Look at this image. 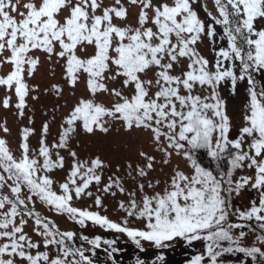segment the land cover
<instances>
[{
  "label": "snow or ice",
  "instance_id": "6c2138e0",
  "mask_svg": "<svg viewBox=\"0 0 264 264\" xmlns=\"http://www.w3.org/2000/svg\"><path fill=\"white\" fill-rule=\"evenodd\" d=\"M213 4L215 14L200 0H113L112 4L29 0L20 11L13 0H0V64L12 65L0 77V86L14 87L18 114L24 115L30 91L23 80L24 66L32 75L39 63L38 57L29 55L32 50L47 54L49 61L63 60L68 85L75 88L83 79L92 97L81 98L71 108L58 142L51 146L47 123L38 150L28 142L32 130L21 131L19 158L0 138V189L9 190L0 192V264H98L101 253L106 264H117L121 235L141 254L148 251L145 244L160 250L155 253L159 264H165L163 250L178 242L188 246L203 242L201 252L188 264H264V88L257 89L252 78L254 70L264 69V0H213ZM130 7L138 10L134 24L124 23ZM199 8L206 18L200 17ZM217 26L226 46L217 40ZM205 41L209 47L219 45L211 47L214 61L201 52ZM88 48L92 54L84 58L77 54ZM5 51L10 55L3 56ZM238 82L245 83L249 103L245 125L233 137L218 89L226 83L236 88ZM52 88L62 93L59 85ZM99 94H105L110 105L96 102ZM9 100L3 99L5 108L11 106ZM78 127L90 135L97 130L149 134L153 151L141 149L142 163L128 165L132 190L115 175L103 181L105 164L100 157L82 161L71 150ZM0 131L7 135L10 130L5 124ZM201 149L215 161L227 158V171L215 174L203 166L197 159ZM60 150H67L73 159L56 191L52 173L65 167ZM173 156L188 161L190 170L171 168L163 188L157 190L161 181L150 173L171 165ZM244 167L254 169V176L234 181L233 170ZM93 184L95 195L90 190ZM248 185L257 190L258 201L247 209L234 207L232 196ZM117 192L125 194L117 205L123 214L118 221L73 206L74 200L87 196L102 209V197H115ZM37 200L81 228L91 224L111 232L113 238L61 231L35 210ZM25 217L33 221L39 242L24 231ZM253 220L259 232L245 230L251 225L244 222ZM249 235L254 243H249ZM135 264L147 260L137 256Z\"/></svg>",
  "mask_w": 264,
  "mask_h": 264
},
{
  "label": "rangeland",
  "instance_id": "374dc122",
  "mask_svg": "<svg viewBox=\"0 0 264 264\" xmlns=\"http://www.w3.org/2000/svg\"><path fill=\"white\" fill-rule=\"evenodd\" d=\"M29 2V0H13V3H18L20 11H24L23 4ZM126 3V0H124ZM105 4H112L113 0H104ZM200 4L208 8L215 14V8L213 0H200ZM138 10L130 7V14L127 21L124 23L134 24L135 20L133 14ZM199 15L201 18H206V13L203 8H199ZM17 20L20 19L19 15L12 13ZM121 23L120 21H116ZM217 40L220 44L226 46V40L220 32L219 26H217ZM219 45H212L211 47H217ZM208 46V42L200 45V49L203 55H205L210 61H214V55ZM58 50V49H57ZM92 48H88L86 51L77 50V54L82 58L89 54H92ZM10 53L5 51L3 56H8ZM29 55L32 57L39 58V63L33 71L32 75L28 74V66H24L23 80L28 85L30 91L25 97L26 106L23 109V116L18 114L19 110L16 108L18 98L15 95L14 87L9 89L6 86H0V125H5L10 130L6 135L3 131H0V138H4L7 142V146L10 151L19 158L18 145L21 142V131L24 128L31 129L32 132L29 136L28 142L30 147L34 150H38L39 141L42 136V128L45 123L49 125V130L46 136L47 143L51 146L53 143L58 142L60 126L64 123V117L71 110V108L81 99H91V94L87 91L83 79L79 82L75 88L71 87L67 83V79L64 72V61H57L56 57H53L51 61L47 58V54L39 51L32 50ZM2 59V57H0ZM12 69V65L8 63L0 64V77L6 76ZM186 70V65H185ZM179 73V68L177 69ZM52 85H59L62 89L61 94H57L52 88ZM220 97L225 102L226 114L230 119L232 128V136H236L239 129L245 125L244 116L246 113V105L249 103V97L247 95L246 87L244 82H238L236 88H232L230 84H223L218 89ZM209 94L208 92L204 93ZM9 97L10 107L5 108L3 106V99ZM96 102L110 105V100L105 94H99L95 97ZM55 117V118H53ZM149 134L147 133H136L127 134L122 131H110L105 134L100 131H96L94 135L87 134L83 131L82 127H78L77 133L73 134L71 141V150L78 154V157L82 161L90 160L91 158L100 157L105 168L102 173V179L107 182L108 177L117 176L120 177L124 183V187L127 190H132L134 184L132 183L131 177L127 174L129 172L128 165H135L142 163L139 157V151L142 149L145 152L151 153L153 149L148 144ZM246 149V146H245ZM247 150V149H246ZM56 151L55 149L53 150ZM203 156H208L206 151ZM60 154L65 158L64 169H57L52 173L56 180V186L54 190L59 191V183H62L65 179L67 170L71 167L72 157L68 154L67 150H60ZM198 156V155H197ZM198 159V158H197ZM212 159V158H211ZM212 168L215 174H219L221 171H227L229 164L228 159L223 158L221 161L213 160ZM200 162V161H199ZM201 163V162H200ZM202 164V163H201ZM205 166L204 164H202ZM179 166L185 171L190 170V163L181 156H173L172 164L161 170L157 167L155 172L150 173L151 177L159 179L161 181L160 186L157 190H161L164 186V180L171 170V168ZM254 169L247 167L233 170L232 179L238 180L241 176H254ZM155 181H153L154 183ZM96 185L93 184L91 189L95 195ZM103 187V184L100 185ZM7 188L0 189V192L7 194ZM113 191H116L113 189ZM103 198L104 208L96 209L94 207V197L90 198L85 196L80 200H74L73 206L79 208H88L89 210L99 211L102 215H106L114 221H118L122 217V213L118 210L117 205L120 200L125 199V194L117 192L116 196L105 195ZM258 201V192L252 189L250 185L246 186L241 190L238 196L233 195L231 202L236 208L247 209L251 202ZM33 207V205H29ZM35 210L40 214L41 217H47L61 230L74 231L78 234L83 233L93 237L95 235H101L102 238H113L111 232H105L97 226L89 224L87 228H81L80 225L75 224L69 220L66 215L57 214L51 210L47 205L40 203L38 200L34 204ZM28 220L27 226L24 231L27 232L34 241L39 242L40 237L36 236L32 229L35 227L33 221L30 218L25 217ZM235 220V217H231ZM18 223V220L16 221ZM244 223L251 225L250 228L245 229L251 232L252 228L259 232V225L257 222L245 221ZM249 243H254V236H248ZM203 242H195L192 246H188L182 242L176 243L173 247L164 249L163 255L165 256V264H188V261L193 255L201 252V246ZM118 247L122 249V252L116 254L117 264H135L137 256L147 260V264H159L155 260V253L160 250L154 249L153 247L145 244L148 247V251L139 253V250L135 245L124 236L118 237ZM107 257L101 253L99 256L98 264H106Z\"/></svg>",
  "mask_w": 264,
  "mask_h": 264
},
{
  "label": "trees",
  "instance_id": "16d2710c",
  "mask_svg": "<svg viewBox=\"0 0 264 264\" xmlns=\"http://www.w3.org/2000/svg\"><path fill=\"white\" fill-rule=\"evenodd\" d=\"M252 78L255 81V86L257 89L264 88V69H256L252 72ZM204 151L197 153V158L200 162L208 165L210 168L213 166V161L209 156H203Z\"/></svg>",
  "mask_w": 264,
  "mask_h": 264
}]
</instances>
